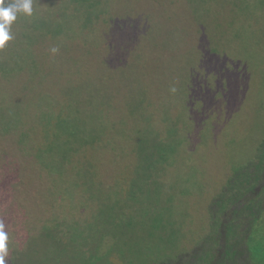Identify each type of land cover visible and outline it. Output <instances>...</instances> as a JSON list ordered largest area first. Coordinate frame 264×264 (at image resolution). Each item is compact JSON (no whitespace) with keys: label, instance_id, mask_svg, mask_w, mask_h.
Here are the masks:
<instances>
[{"label":"trees","instance_id":"1","mask_svg":"<svg viewBox=\"0 0 264 264\" xmlns=\"http://www.w3.org/2000/svg\"><path fill=\"white\" fill-rule=\"evenodd\" d=\"M90 1L53 0L49 4L46 0L42 8L41 0H33L32 15L18 14L15 24L23 28L28 43H31L43 33L35 25V21L43 16L41 12L44 11L50 19L53 17L51 15H58L65 7L70 20L63 25L54 22L59 27L56 35L42 37L46 41L50 39L48 42L51 44L47 49L72 38L76 41L77 34L92 39V26L108 25L103 17L109 13L108 10L100 13L98 10L96 13V10L94 13L88 10ZM151 1H148V5L137 0L125 4L124 10L130 11L133 16L132 21L128 18L129 22L134 23L131 29L136 27L137 32L140 29L142 32V21H166L164 23L170 25L200 21L207 25H197V33H192L190 37L193 45L190 49L180 47L164 50L161 44H155L158 48L153 59L148 54L144 61L142 56L146 52L142 53L140 48L131 51L125 48L128 46H121V50H113L110 54L115 57L117 65L123 66L117 73L119 80L114 82L120 87L125 83L133 84L134 73L142 81L137 90L129 92L128 99L123 103L121 94L125 92V87L122 92L99 88L90 93L94 87H98L96 74L82 72L87 82L92 84L85 90L86 83L79 81L82 84L79 89L83 94L90 93L89 105L95 103V97H99V114L78 121L84 123L82 128L79 126V135L71 131L64 140L67 131L73 127L70 121V106L73 104L69 99L76 93L71 90L69 93L62 92V100L59 95L42 96L44 101L59 100L56 106L64 107L54 110L49 108L53 105H47L48 111H42L38 130H43L45 142L38 146L35 153L38 164L46 165L44 161L61 160L66 163V167L80 165L77 174L82 179L75 183L69 181L67 185V179L54 175L56 177H50L48 182L44 180V183L42 181L36 185L46 198L49 196L52 199L58 213L50 204L54 213L51 226L44 229H19L20 233L10 230L5 264H264V134H260L259 138L252 136L254 153L251 158H245L243 163L235 165V158H215L214 163L220 160L232 165V173L217 195L216 200L219 196L221 201L217 206H209L210 230L204 237L199 240L187 237L186 240L193 243L190 247H183L185 240L181 229H152L148 236L158 237L160 243L168 244L170 238L179 242V249L169 245L170 251L165 259H153L148 253L134 249L127 243L128 248L106 245L104 249L108 239L121 243L127 240L129 228L133 224L137 226L132 222L135 212L144 215L142 210L148 207L146 209L150 212L153 206L157 212L155 219L161 223L163 216L168 219L172 216L171 207L164 208L160 203L171 201V185L177 178L173 166L189 167L192 174L197 169L199 173L206 155L198 154L192 159L193 164H196L194 169L190 168L193 164L186 161L190 154L197 152L191 146L195 130L200 128L202 134L198 148L203 143L205 147L211 145L223 153L235 151L238 144L233 145L223 137H218L220 125L216 113L221 109L223 112L227 110L228 115L236 103H253L254 111L264 107V84L261 83L264 82V20L219 26L206 17L210 5L219 9L217 14H223L224 17L233 15L235 10L241 13L251 10L255 13V6L260 7L259 13L264 8V0H176L172 13L157 10L162 7L160 0ZM81 5L86 7V13ZM154 18L157 21H153ZM135 43L132 41V44ZM115 47H118L117 44ZM156 50L160 52L158 55ZM206 50L209 51V59L207 61L203 57L201 62L200 53ZM41 54L33 51L24 61L29 63L37 60ZM132 56L135 60L127 64L128 58ZM7 67V64H0V82L11 81L13 71ZM39 75L46 74H35L33 85L28 88H36L40 84L41 81L36 80ZM41 84L43 86L45 83ZM54 90L62 91L60 88ZM78 95L82 98V95ZM26 96L18 102L10 99L14 108H0L1 135H5L3 127L7 117L12 125L6 128L12 132L18 125L32 121L29 119L31 115L27 114L30 107L42 108L40 104L26 101ZM0 103L6 105L5 101ZM244 108L241 107L242 110ZM192 119L193 123L190 121ZM35 121L33 119L31 124ZM33 126L34 132L36 126ZM59 133H63V136L57 139ZM30 135V132L21 134L18 143H24ZM248 135H252V132H248ZM209 140L220 141L223 147H217ZM75 144L84 159L79 152L72 151ZM21 149L26 151L25 146H21ZM13 166L17 167L16 160ZM107 171L112 175L110 186L106 185ZM51 172H54L53 169ZM152 196L154 202L147 200ZM94 207L98 209L96 213L91 210ZM121 208L128 218L123 216ZM1 221L5 226L8 224L4 219ZM168 224L175 226L176 220H168ZM97 234L95 238H90ZM12 241H18V250L16 246L13 247ZM133 251L139 255V262L132 258ZM128 254L132 259L128 258Z\"/></svg>","mask_w":264,"mask_h":264},{"label":"rangeland","instance_id":"2","mask_svg":"<svg viewBox=\"0 0 264 264\" xmlns=\"http://www.w3.org/2000/svg\"><path fill=\"white\" fill-rule=\"evenodd\" d=\"M55 1L57 2L58 0ZM132 1L133 0H104L103 2L109 14H106L103 18H106L108 25L104 23L101 27L100 25L94 24L92 26V39H86L83 35L77 34L76 41L72 38L65 41V43H61L57 47H52L50 50L47 49L51 44L48 42L50 39L47 38L48 41H46L42 39V37L48 34L56 35L59 27L54 22L63 25L64 22L70 20L65 7L58 15H51L53 17L50 19H48L44 11L41 12L43 16L40 20L35 21V25L42 30L43 33L36 36V40L34 41L33 39L31 43H28L25 35L26 32L23 31V28L20 29L15 22L11 26V35L13 39L10 40L3 49H0V64H7V68H11L13 72L10 76L11 81L0 82V101L6 102V105L0 103V108H14L15 106L11 104L10 99L13 98L14 102H18L22 100L26 94V101L40 104L42 108L32 106L30 107V112L27 113L31 115L29 118L30 120H36V124H34L35 122L31 124L32 121H26L18 125L17 128H13L12 132L11 130L8 131L6 128V126L10 127L12 125L9 117H7L3 127L5 135L0 134V221L4 219V221L6 220L8 222L5 228L8 233L10 230L13 233H20L19 229H44L48 227V225L51 226L54 213L50 204H53L54 211L57 213L58 211L55 209L56 205L52 202V199H49V196L46 198V196L40 192L39 186L36 187L37 184L39 185L42 181L44 183V180L48 182L50 177L56 176L59 178L62 176L64 179L73 182L82 179L78 176V171H76L74 166L68 165L66 167L64 161L48 160L47 163L44 161L46 165L38 164L35 153L37 152L38 146L45 142L43 139V130H38L40 128L39 121L42 116V111L44 109V111L47 112L49 108L56 110L57 107H64L56 106L59 100L44 101L42 96L59 95L60 100H62V92L69 93L71 90L76 93L74 97L69 99L71 105L73 104L70 106L72 107L70 121L73 127L71 130L67 131V136L64 140L67 139L68 132L72 131L73 133L74 131L79 135V133H81L79 126L81 125L82 128L84 123H78V121H83L84 119H88L87 117L99 114L97 105V100H99L98 96L95 97L94 104H92V102L90 105L88 104L92 91L95 92L99 88H104L108 90L116 89L118 92H122L123 87H125V92L121 94V103H123L128 99L129 92L131 90H137L138 85L142 83L136 73L133 75L135 79L133 84L125 83L123 87H120L114 82L119 80L117 73L122 70L123 66L117 65V62H115V57L110 54L113 50H121L123 46H128L125 48L131 51L133 48H140L139 50H141L142 53L146 52L142 56L144 61L148 54L153 59L155 49L158 48L155 44H161L164 50H173L180 47L182 49H190L193 46L192 43H190V37L192 33H197V25H207L200 21H185L177 25L164 23L166 21L158 23L142 21V32L141 29L140 32H137L136 27L131 29L134 24L131 22L133 19L131 12L124 10V7L127 6L125 4ZM137 1L145 2L148 5V1L151 0ZM160 1L162 7H158L157 10H166L168 13L173 12L176 0ZM45 2L46 0H41L40 3L42 8H44ZM47 2L51 4L53 0H47ZM259 2L261 1L259 0ZM90 3L91 2L88 4ZM102 3L101 0H94L91 6L87 5L88 10L93 13L94 10H96L95 13L97 10L98 13L106 12ZM96 7L98 9H96ZM81 8L86 13V7L81 5ZM259 8L260 7L255 6V13H252L251 10L243 13L235 10L233 15L224 17L223 14H217V10L219 9L213 8V6L210 5L207 8L206 17L209 21L212 20L219 26L224 24L240 25L264 20V8H261L260 14L258 13ZM75 17L76 16L72 18ZM128 18L131 20L130 22ZM153 21H157V18H154ZM145 26L147 27L145 28ZM132 41H136V43L132 44ZM115 44H117L118 47H115ZM200 47H202V45ZM54 48L57 50L56 52L52 51ZM33 51L42 53L39 59L30 61L29 63L24 61ZM159 53L158 51L156 55ZM208 53V50L200 53L201 62L203 57H206L208 61ZM133 60H135L133 56L128 58L127 64L131 63ZM149 62H151V59H149ZM82 72L88 75L96 74L95 77H97L96 79L98 80V87H94L90 93L83 94L82 90L79 89L80 85H82V81L86 83V85H84L85 90L92 84V82H87V78L82 75ZM35 74H46L39 75L36 78V80L45 84L42 86L40 82L36 88H28V86L33 85L32 81L35 80ZM47 75L49 76L47 77ZM105 77L107 80H105ZM261 83L264 84L262 81ZM8 84L10 87H8ZM56 88H60L62 91L54 90ZM78 94L82 95V98ZM43 98L47 99L48 97ZM49 102L52 103L49 104ZM47 105L53 106L48 108ZM253 105V103L247 105V102L244 104L236 103L232 107L230 114L226 115L228 111L226 110L223 112L221 109L216 113L219 116L220 125L218 137H223L233 145L238 144L235 151L230 150L223 153V151L211 145L207 148L203 143L201 147L198 148V140L199 137L202 136V134H200V128L194 131L193 136L190 134L192 136L191 146H193L197 152L192 155L190 154V157L186 159V161L192 165L194 163L192 159L197 157L198 154L204 153L206 155H204L203 162L199 167V173L197 169L194 170L195 174H192V170H190L189 167L184 169L180 168L179 165L173 166L176 170H172L177 174V178L171 185L169 193V195H171V201L169 202L168 200L167 203L166 200L165 203L164 201L160 203V206L164 208L171 207L170 210H172L173 213L171 212L172 216L169 219L163 216L162 223L156 220L155 217L157 212L153 209V206L150 207V212L146 209L148 207L143 209L142 212L144 215L135 212L132 222L137 226L133 224L129 228L128 232H130V234L127 236V240L125 242L123 240V243H121L118 242V240L108 239L105 241L104 249L106 245H121V247L128 248L126 245L127 243L134 249H139L144 253H148L153 259H165L170 251L169 245L175 249H179V242L176 239L170 238L167 242L168 244L160 243L158 237L151 238L148 236V233L152 232V229H181V233L185 240L183 247H190L191 243H193L188 242L186 240L187 237H195L197 240L204 237L210 230L208 229L210 222L208 212L209 206H213V204L217 206V203L221 201L219 196L216 200L217 195L232 173V165H226L220 160L214 163L215 158L220 156L224 157V159L235 158V165L243 163L245 158H251L254 153L253 137L259 138L260 134H264V107L262 106L260 109L254 111ZM242 106H245L243 110L241 109ZM47 121H49V117H47ZM190 121L193 123V119ZM33 125L36 126V131L34 132L33 129L35 128ZM27 132L31 134L28 140L19 144L18 139L21 138V134ZM248 132H252V135L247 136ZM62 136L63 133H59L57 139ZM242 138L243 141L241 140ZM53 139L56 138L53 137ZM209 142L217 147H223L220 141L209 140ZM21 146H25L27 152L23 151ZM72 151L79 152L80 157L84 159L81 151H77L75 148H73ZM186 155L189 154L187 153ZM180 156L181 159H183L181 153ZM181 159L180 161L182 162ZM14 160H16L17 167L13 166ZM195 165L193 164L190 168L194 169ZM15 168L18 170H15ZM51 169H53L54 172H51ZM107 174L106 185L110 186L112 183V175H109L110 172L108 171ZM103 186L104 184L102 182V188ZM185 191H190V193L186 194L184 193ZM147 200L154 202V197H149ZM67 203H69V201ZM91 210L94 213L98 211L96 207ZM128 210H131V208ZM121 212L125 218H128L123 208H121ZM142 216L143 218L141 219ZM168 220H172V222L176 220V225L170 226ZM98 235L99 234L90 236V238H95ZM124 237L126 236L124 235ZM12 243L13 247L16 246V250H18V241L15 243L12 241ZM131 256L136 261H140L139 255L136 254V252L133 251ZM131 256L128 254V258L132 259Z\"/></svg>","mask_w":264,"mask_h":264},{"label":"clouds","instance_id":"3","mask_svg":"<svg viewBox=\"0 0 264 264\" xmlns=\"http://www.w3.org/2000/svg\"><path fill=\"white\" fill-rule=\"evenodd\" d=\"M93 1L94 0L90 1L91 3L88 4V6H91ZM102 4L107 10L105 3ZM32 12L33 0H0V49H3L8 42L13 39L11 35V26L16 21L18 14L31 16ZM52 51L56 52L57 50L54 48ZM130 127L131 125L129 128ZM73 148L78 151L76 144ZM73 166L76 171H78V167H80V165ZM66 183L68 185L69 180H67ZM5 228L6 226L3 221H0V264H5V256L8 251L9 234Z\"/></svg>","mask_w":264,"mask_h":264}]
</instances>
